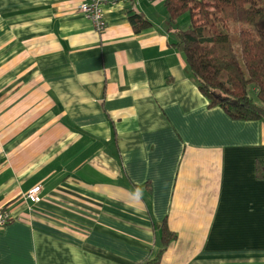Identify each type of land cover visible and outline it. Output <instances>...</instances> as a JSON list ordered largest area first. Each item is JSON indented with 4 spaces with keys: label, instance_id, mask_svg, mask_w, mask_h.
<instances>
[{
    "label": "crops",
    "instance_id": "obj_1",
    "mask_svg": "<svg viewBox=\"0 0 264 264\" xmlns=\"http://www.w3.org/2000/svg\"><path fill=\"white\" fill-rule=\"evenodd\" d=\"M101 1L0 0V264H142L164 222L157 264H264V123L208 106L164 0Z\"/></svg>",
    "mask_w": 264,
    "mask_h": 264
},
{
    "label": "trees",
    "instance_id": "obj_2",
    "mask_svg": "<svg viewBox=\"0 0 264 264\" xmlns=\"http://www.w3.org/2000/svg\"><path fill=\"white\" fill-rule=\"evenodd\" d=\"M168 27L182 46L186 62L208 106L229 117L264 123V0H164ZM186 18V26L179 24ZM135 31L150 23L144 14L129 15ZM256 176L264 181V166ZM162 223V247L175 238Z\"/></svg>",
    "mask_w": 264,
    "mask_h": 264
},
{
    "label": "built area",
    "instance_id": "obj_3",
    "mask_svg": "<svg viewBox=\"0 0 264 264\" xmlns=\"http://www.w3.org/2000/svg\"><path fill=\"white\" fill-rule=\"evenodd\" d=\"M126 1V0H119ZM102 1L101 0H78L77 8L78 10L90 18L93 22L94 28L96 31L101 32L105 29V21L103 18L102 11ZM41 186L35 185L31 187L24 195V200H28L30 203L28 204V208L32 210V206L39 199V192ZM10 220L8 213L0 208V228H2L8 221Z\"/></svg>",
    "mask_w": 264,
    "mask_h": 264
},
{
    "label": "rangeland",
    "instance_id": "obj_4",
    "mask_svg": "<svg viewBox=\"0 0 264 264\" xmlns=\"http://www.w3.org/2000/svg\"><path fill=\"white\" fill-rule=\"evenodd\" d=\"M184 26H186V24Z\"/></svg>",
    "mask_w": 264,
    "mask_h": 264
}]
</instances>
